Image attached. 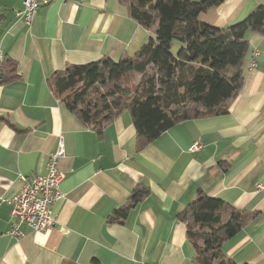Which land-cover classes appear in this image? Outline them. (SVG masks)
Returning <instances> with one entry per match:
<instances>
[{
  "label": "crops",
  "instance_id": "0c3cea01",
  "mask_svg": "<svg viewBox=\"0 0 264 264\" xmlns=\"http://www.w3.org/2000/svg\"><path fill=\"white\" fill-rule=\"evenodd\" d=\"M259 4L225 0L200 19L224 28ZM22 8L23 0H0V61L13 60L16 73L0 82V264H195L177 213L200 191L257 212L222 250L236 263L264 264V34H247L242 83L227 113L179 121L138 150L127 111L98 131L49 81L68 64L134 57L151 32L118 0H55L30 24L16 15ZM59 141L55 223L42 232L23 224L18 236L10 199L20 175L44 173ZM138 185L148 193L121 222L110 221Z\"/></svg>",
  "mask_w": 264,
  "mask_h": 264
},
{
  "label": "trees",
  "instance_id": "16d2710c",
  "mask_svg": "<svg viewBox=\"0 0 264 264\" xmlns=\"http://www.w3.org/2000/svg\"><path fill=\"white\" fill-rule=\"evenodd\" d=\"M223 1L118 0L151 32L148 41L134 57L66 65L50 77L52 93L98 131L127 111L138 150L179 121L227 113L242 83L247 34H264V4L224 28L200 19ZM14 75L15 62L0 61V82ZM147 193L146 186L138 185L110 221L121 222ZM256 214L200 191L177 216L186 226L195 264H251L228 258L222 245ZM91 264L100 263L93 259Z\"/></svg>",
  "mask_w": 264,
  "mask_h": 264
},
{
  "label": "built area",
  "instance_id": "2783aa9c",
  "mask_svg": "<svg viewBox=\"0 0 264 264\" xmlns=\"http://www.w3.org/2000/svg\"><path fill=\"white\" fill-rule=\"evenodd\" d=\"M54 0H23V8L16 11V15L22 17L30 24L35 12L39 7L45 6ZM254 55L258 50L254 49ZM200 148L199 143H194L190 150ZM64 156V148L61 141L53 152L48 155L45 172L32 176L20 175L22 182L19 191L10 199L11 232L21 235L20 229L23 224L31 230L42 232L51 228L55 223L52 213V204L62 197L59 183L63 173L58 169L57 162Z\"/></svg>",
  "mask_w": 264,
  "mask_h": 264
},
{
  "label": "rangeland",
  "instance_id": "374dc122",
  "mask_svg": "<svg viewBox=\"0 0 264 264\" xmlns=\"http://www.w3.org/2000/svg\"><path fill=\"white\" fill-rule=\"evenodd\" d=\"M54 1H55V0H54ZM48 5H49V4H48ZM45 6H47V5H45ZM41 7H43V6H41ZM39 8H40V7H39ZM39 8H38V9H39ZM36 12H37V11H36ZM36 12H35V14H36ZM174 42H175V41H174ZM175 44H177V42H175Z\"/></svg>",
  "mask_w": 264,
  "mask_h": 264
}]
</instances>
